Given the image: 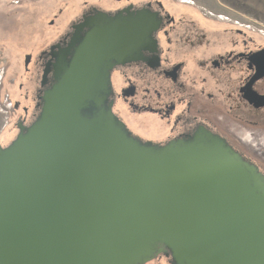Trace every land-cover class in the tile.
<instances>
[{"label": "water", "instance_id": "95a60500", "mask_svg": "<svg viewBox=\"0 0 264 264\" xmlns=\"http://www.w3.org/2000/svg\"><path fill=\"white\" fill-rule=\"evenodd\" d=\"M124 12L84 23L38 117L0 146V264H146L165 247L174 264H264L259 167L206 129L142 143L113 113L110 70L158 27Z\"/></svg>", "mask_w": 264, "mask_h": 264}, {"label": "flooded vegetation", "instance_id": "af4514ba", "mask_svg": "<svg viewBox=\"0 0 264 264\" xmlns=\"http://www.w3.org/2000/svg\"><path fill=\"white\" fill-rule=\"evenodd\" d=\"M111 3L108 6L114 7L106 8L86 1L69 28L38 54L35 66L41 74L33 91L35 109L30 112L25 107L18 134L40 114L46 90L58 85L60 59L71 58V42L76 36L83 40L89 32L84 26L89 18L102 12L114 16L123 11L126 16V8L132 12L147 10L158 24L152 33L155 41L141 49L138 59L129 58L110 70L112 91L108 100L113 113L132 136L153 145L191 140L199 130L206 129L220 135L264 174L257 162L256 147L247 142L253 129L264 127V105L254 101L256 95L264 96L261 36L226 21L218 22L198 8V17L187 12L176 14L164 0ZM173 3L189 5L177 0ZM160 259L174 264L166 247L153 260Z\"/></svg>", "mask_w": 264, "mask_h": 264}, {"label": "rangeland", "instance_id": "374dc122", "mask_svg": "<svg viewBox=\"0 0 264 264\" xmlns=\"http://www.w3.org/2000/svg\"><path fill=\"white\" fill-rule=\"evenodd\" d=\"M86 1L114 7L108 6L112 5L111 0H0V146H8L16 138L25 107L30 112L35 109L33 91L41 74L35 66L38 54L69 28ZM164 1L176 14L187 12L198 17V8L218 22L226 21L246 33L260 35L264 42V0H177L192 9L173 0ZM27 56L31 57L29 63ZM263 133L264 127L253 129L247 142L256 147L261 160L257 162L264 170ZM148 264L166 262L160 259Z\"/></svg>", "mask_w": 264, "mask_h": 264}]
</instances>
